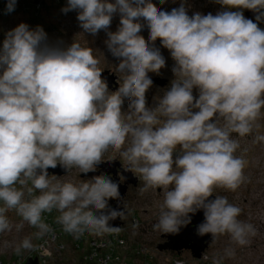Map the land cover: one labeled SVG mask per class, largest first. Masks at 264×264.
Returning <instances> with one entry per match:
<instances>
[{
	"label": "clouds",
	"instance_id": "9594fccd",
	"mask_svg": "<svg viewBox=\"0 0 264 264\" xmlns=\"http://www.w3.org/2000/svg\"><path fill=\"white\" fill-rule=\"evenodd\" d=\"M216 2L228 10L189 16L183 0L170 11L152 0H67L62 11H77L84 33H107V49L119 60L117 71L124 73L111 94L90 48L74 41L67 47L49 44L42 27L30 29L25 23L5 34L0 46V233L11 231L5 213L13 209L38 229L37 237L50 232L41 216L53 209L60 213L57 222L63 230L76 236L120 231L109 223L125 216L109 209V199L120 197L109 176L79 185L52 184L47 172L58 164L68 171L93 172L111 148L127 161V170L140 174L142 193L163 190L154 230L178 233L191 223L190 214L203 210L198 235L211 234L214 240L227 234L239 246L250 243L256 229L238 219L242 210L224 196L209 197L216 188L235 191L246 179L245 161L234 155L239 144L231 134L244 137L259 127L264 29L245 18L242 9L258 13L255 19L262 21L264 0ZM15 6L16 0H7L6 12ZM117 13L119 27L109 31ZM145 27L147 41L140 35ZM157 40L175 62V79L158 105L149 108L145 94L153 82L148 73L159 74L166 65ZM125 99L128 123L122 111ZM129 137L130 146L121 151ZM256 140L264 141V136ZM28 180L29 194L33 189L41 194L26 201L15 185ZM33 247L25 237L14 251Z\"/></svg>",
	"mask_w": 264,
	"mask_h": 264
},
{
	"label": "rangeland",
	"instance_id": "374dc122",
	"mask_svg": "<svg viewBox=\"0 0 264 264\" xmlns=\"http://www.w3.org/2000/svg\"><path fill=\"white\" fill-rule=\"evenodd\" d=\"M114 2V0H110ZM152 2L163 10L170 11L174 7H179L182 0H165L163 4L160 0H152ZM19 5L12 13H3L0 16V46H2L5 34L14 29L20 23H25L30 29H35L37 26L43 28L47 34L48 43L60 47H67L73 41L81 45V47L90 48L92 55L98 60L97 67L103 72L109 70L118 77V82H123L124 73L117 71L116 66L119 60L111 55L105 44L107 33L101 30L97 35L93 36L89 33H84L79 26L77 20L78 12L75 10L64 13L63 8L67 7V0H47L41 4L38 12L34 14L31 10L22 11L21 6L32 5L33 0H16ZM184 6L189 16L195 12H200L203 15L209 13L216 15L220 11L228 10L222 5L218 4L216 0H183ZM1 6V4H0ZM31 8V7H30ZM235 11L236 9H231ZM244 15V14H243ZM246 18V17H245ZM120 16L115 14L109 31L115 32L119 27ZM264 29V24L260 27ZM142 35L147 41L149 38V31L145 27L142 29ZM155 46L160 49L161 54L165 58L166 65L161 68L159 74L149 72L148 75L152 80V85L146 91V106L155 108L158 105V100L163 97L164 93L170 89L172 81L175 76L172 72L174 60L171 58L168 49L164 48L160 41L155 42ZM114 92L109 89V94ZM198 89H193V96L198 98ZM128 100H124L122 106L123 116L125 122L127 120ZM197 111V110H194ZM163 121V117H159ZM255 124L259 127L253 128V131L240 137L237 133H232L231 138L238 141L239 147L236 149L234 155L242 158L245 161L244 176L246 179L235 190H226L223 188L214 189L213 197L224 196L230 204L239 207L242 211L238 216L240 221L250 223L256 229V235L250 237V243L245 246L235 244L229 235H219L214 242L205 250L204 256L208 258L209 264H264V141H257V136H264V108L261 109L260 116ZM161 126L160 124L156 127ZM219 126H223V121ZM131 144V137L126 140L125 145L121 151L126 150ZM174 153V158L179 152ZM115 159L123 165L125 169L127 161H125L120 152L109 148L102 159ZM132 175L137 178L136 187H130L125 196L124 207L127 215L123 217V222L126 223L129 235L133 240L139 241L145 248L148 254L152 257L151 264H172L173 261H181L185 264H202L199 260H194L189 252H182L177 255L172 252H159L157 245L164 240L161 238L163 233L153 229V225L158 222L160 206L163 204L164 196L162 189L141 192L144 182L140 178L139 173L132 172ZM78 168L69 170L68 175L63 178L65 182H71L79 185L87 179H81ZM52 183V177H49ZM32 183L28 180L24 185L17 183L15 187L24 192V189L30 188ZM9 223L12 225L11 231L0 233V259H9L17 256L14 251L15 245L18 244L25 237H29L34 245L37 239V228L30 226L27 222L22 220L16 210H9L5 213ZM139 220L138 227L131 226V219ZM23 225L17 229L18 225ZM88 238V235H86ZM226 250L234 252V255L228 256ZM26 250H22L25 252ZM201 254L200 258L202 257ZM56 260L52 264H78L77 254L72 251L71 244H67L65 251L59 255L56 254ZM65 259V260H64Z\"/></svg>",
	"mask_w": 264,
	"mask_h": 264
},
{
	"label": "built area",
	"instance_id": "2783aa9c",
	"mask_svg": "<svg viewBox=\"0 0 264 264\" xmlns=\"http://www.w3.org/2000/svg\"><path fill=\"white\" fill-rule=\"evenodd\" d=\"M37 1L38 3H32V5H30L31 8L23 4L21 6L22 11L29 9L36 14L41 4L47 0ZM0 4L1 16L3 13H8L6 12L7 1L4 3L3 0H0ZM18 6L19 5L16 3L15 8ZM68 172L66 175L59 178L50 176L52 177V184L64 183L65 180H63V178L68 175ZM40 194V191L36 189H33L32 193L29 194L28 188H26L24 189L23 199L27 201ZM0 207H3V202H0ZM59 215L60 213L56 209L42 213V222L49 226L50 232L43 237H37L38 241L34 243L33 249L26 250L13 258L5 260L0 259V264H25L28 259L35 258L38 260L39 264H52L54 260H56L55 253L61 255L65 251L67 244H71L75 252H78L79 255L82 256V260L90 264H149L152 261V257L148 254L147 248L139 241L133 240L129 235L126 223H124L122 219V225L119 226L120 231L106 233L101 236L85 231L79 236H76L63 230L62 225L57 222V217ZM139 224L138 219H131L132 227H134V225L139 226ZM86 235H88V238H86ZM199 261L202 264H209L206 256L200 258ZM172 264L185 263L173 261Z\"/></svg>",
	"mask_w": 264,
	"mask_h": 264
},
{
	"label": "water",
	"instance_id": "95a60500",
	"mask_svg": "<svg viewBox=\"0 0 264 264\" xmlns=\"http://www.w3.org/2000/svg\"><path fill=\"white\" fill-rule=\"evenodd\" d=\"M7 0H3L6 3ZM33 3H38L37 0H34ZM244 16L247 19L253 20V22L258 23V26L261 27L263 25L262 21H256L255 17L258 13H255L248 9H242ZM102 79L106 81L108 85V89H112L116 91L119 86L116 83L117 76L111 73L109 70L102 72ZM102 172L101 175L109 176L114 182H116L119 186V199H109L108 205L109 209H116L117 211H124L125 215H127V211L123 208V199L127 192L129 186L135 187L137 185V178L134 177L130 170L122 169L121 164L118 161L111 160L108 162H101L97 165ZM128 165L126 166V168ZM100 171L91 173V174H81L80 178H90L92 179L94 176H99ZM117 171H121V175L123 177V181L120 182L119 179L115 178L117 175ZM48 175L53 177H62L67 174L68 170L62 167L61 165H57L55 168L47 169ZM209 199H215V197L211 196ZM107 211V210H105ZM191 223L187 226L182 227L178 233H163L161 238L164 240L162 243L157 245V250L159 252H172L176 255H180L183 251H188L191 257L194 260H199L201 254L205 252L208 246L213 243V238L211 234H205L200 236L197 234V226L204 221L203 210L197 211L195 214H190ZM110 225L113 227H119L122 225L121 218L117 217L114 220L109 221ZM25 264H39L38 260L28 259Z\"/></svg>",
	"mask_w": 264,
	"mask_h": 264
},
{
	"label": "flooded vegetation",
	"instance_id": "af4514ba",
	"mask_svg": "<svg viewBox=\"0 0 264 264\" xmlns=\"http://www.w3.org/2000/svg\"><path fill=\"white\" fill-rule=\"evenodd\" d=\"M116 83H117L118 86H119L120 83L118 82V77H117V79H116ZM111 160H115V159H113V158H111V159H105V160H103L102 162H108V161H111ZM115 161H117V160H115ZM118 162H119V161H118ZM120 164H121V162H120ZM126 166H127V165H126ZM121 168L124 169L122 164H121ZM125 169H126V167H125ZM98 171H100V169H99V167L97 166L95 171H93V172H89V173H87V174L95 173V172H98ZM82 174H85V173H82ZM101 174H102V172L100 171V174H99V175H101ZM115 178L119 179L120 182L123 181V177H122V175H121V171H117V175L115 176ZM84 179L90 180V178H84ZM130 187H133V186H129L128 189H127V192L129 191V188H130ZM135 187H136V186H135ZM127 192H126L125 196L127 195ZM125 196H124V198H125ZM124 201H125V199H123V203H122V205H123V208L125 209V207H124ZM213 242H214V241H213ZM208 247H209V246H208ZM183 252H188V251H183ZM181 253H182V252H181ZM181 253H180V254H181Z\"/></svg>",
	"mask_w": 264,
	"mask_h": 264
},
{
	"label": "trees",
	"instance_id": "16d2710c",
	"mask_svg": "<svg viewBox=\"0 0 264 264\" xmlns=\"http://www.w3.org/2000/svg\"><path fill=\"white\" fill-rule=\"evenodd\" d=\"M72 251L73 252H75V250H74V247L72 246ZM76 254H77V260H78V264H90V263H86V262H84L83 260H82V256H80L79 255V253L78 252H75ZM177 256V255H176ZM133 258V257H132ZM134 259V258H133ZM149 264H151V262L149 263Z\"/></svg>",
	"mask_w": 264,
	"mask_h": 264
}]
</instances>
